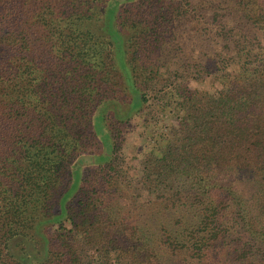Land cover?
Instances as JSON below:
<instances>
[{
    "label": "trees",
    "instance_id": "trees-1",
    "mask_svg": "<svg viewBox=\"0 0 264 264\" xmlns=\"http://www.w3.org/2000/svg\"><path fill=\"white\" fill-rule=\"evenodd\" d=\"M0 264H264V0H0Z\"/></svg>",
    "mask_w": 264,
    "mask_h": 264
},
{
    "label": "rangeland",
    "instance_id": "rangeland-1",
    "mask_svg": "<svg viewBox=\"0 0 264 264\" xmlns=\"http://www.w3.org/2000/svg\"><path fill=\"white\" fill-rule=\"evenodd\" d=\"M186 34H192V31L187 30ZM203 35V32L200 33ZM191 48L190 41L187 42V49L189 50ZM196 52L200 49L198 47H195ZM187 84L192 88H200V89H209L210 91H215L220 87V83L218 80L205 77L200 79H188ZM119 85H122V82H119L115 84V91H117V94H121V97H128L129 93L124 90V87H120ZM123 93V94H122ZM124 95V96H122ZM126 104H123L122 106H119L118 112L123 113L126 111ZM112 115L113 121L115 120V116L113 112H110ZM143 119L144 117L141 114V111H138L134 113L128 121L121 126V132L123 135V153L126 159V163L131 166V173L133 175H138V169H139V161L143 157V153H146L150 151L151 145H155L156 143V136L158 135L157 131L162 130V125H158V123H151L150 126L143 125ZM168 120H165L167 122ZM160 126V127H159ZM95 145H100V143H96ZM136 177V176H134ZM66 182L64 180L63 184ZM237 182L244 188L247 192L250 194V190L252 191V188L249 187L248 183H246L243 180L238 179ZM57 208V207H56ZM53 229H51L52 231Z\"/></svg>",
    "mask_w": 264,
    "mask_h": 264
}]
</instances>
